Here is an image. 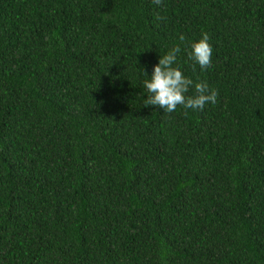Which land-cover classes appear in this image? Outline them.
I'll list each match as a JSON object with an SVG mask.
<instances>
[{
  "label": "trees",
  "instance_id": "16d2710c",
  "mask_svg": "<svg viewBox=\"0 0 264 264\" xmlns=\"http://www.w3.org/2000/svg\"><path fill=\"white\" fill-rule=\"evenodd\" d=\"M0 264H264V0H0Z\"/></svg>",
  "mask_w": 264,
  "mask_h": 264
},
{
  "label": "clouds",
  "instance_id": "9594fccd",
  "mask_svg": "<svg viewBox=\"0 0 264 264\" xmlns=\"http://www.w3.org/2000/svg\"><path fill=\"white\" fill-rule=\"evenodd\" d=\"M153 2L158 6L162 4V0H153ZM163 19H165L163 16L157 15V20ZM209 39L206 32L202 33L201 38L191 44L188 53L189 59L195 61L202 69H207L212 64V46ZM179 40L183 42L185 37L181 35ZM180 52V46L176 45L163 57H159L158 63L153 66L150 79L143 82L147 93L144 106H157L164 112L172 113L178 106L184 109L202 110L206 104L217 102L219 93L216 89L210 88L206 81L194 84L191 78L183 74L177 63ZM193 84L195 95L189 96L187 93Z\"/></svg>",
  "mask_w": 264,
  "mask_h": 264
}]
</instances>
